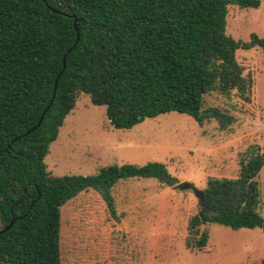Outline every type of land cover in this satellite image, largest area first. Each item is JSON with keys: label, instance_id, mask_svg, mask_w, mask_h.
I'll return each mask as SVG.
<instances>
[{"label": "trees", "instance_id": "obj_1", "mask_svg": "<svg viewBox=\"0 0 264 264\" xmlns=\"http://www.w3.org/2000/svg\"><path fill=\"white\" fill-rule=\"evenodd\" d=\"M231 5L257 9L261 0H0V231L17 219L0 235V264H62V207L81 192L98 191L116 215L120 181L180 183L157 162L57 176L46 159L82 94L106 107L116 129L172 112L226 129L233 117L206 108L207 96L250 101L254 82L236 53L264 52V37L243 42L227 33ZM245 156L236 177L208 179L205 204L189 219L190 249H205L213 223L264 232V150L253 145Z\"/></svg>", "mask_w": 264, "mask_h": 264}, {"label": "rangeland", "instance_id": "obj_2", "mask_svg": "<svg viewBox=\"0 0 264 264\" xmlns=\"http://www.w3.org/2000/svg\"><path fill=\"white\" fill-rule=\"evenodd\" d=\"M227 33L243 42L252 33L264 37V0L257 9L229 6ZM236 58L254 82L250 101L235 92L231 98L213 93L206 99V108L218 107L233 117L226 129L216 120L201 126L178 112L146 119L130 130L116 129L106 107L82 94L50 146L48 168L57 176H95L108 166L157 162L172 178L202 191L210 177H236L251 146L264 150V52L238 50ZM258 182L264 218V167ZM112 195L116 215L92 189L62 207V264H263L259 228L234 230L213 223L206 227L205 249L187 246L189 219L199 208L192 190L136 178L120 181Z\"/></svg>", "mask_w": 264, "mask_h": 264}, {"label": "water", "instance_id": "obj_3", "mask_svg": "<svg viewBox=\"0 0 264 264\" xmlns=\"http://www.w3.org/2000/svg\"><path fill=\"white\" fill-rule=\"evenodd\" d=\"M55 12H59V11L55 10ZM74 17H75L76 22H77L78 21L77 17L76 16H74ZM63 65H64V69H65L66 68V59H64ZM61 74L58 76V78L56 80L55 89H54V96H56L58 81H59V78H60ZM44 116H45V113L42 116V118H41L40 122L38 123V125L35 128H33L31 131H35L41 125V123H42V121L44 119ZM174 189H177V190H180V191L192 190L195 193V196L198 198V200L203 205L205 204V193H204V191L199 190L194 184H192V183H190L188 181H184V182L178 183L176 186H174ZM16 221H17L16 218L12 219L11 222L8 224V226H6L4 229H2L0 231V235H2L4 233H7L14 226Z\"/></svg>", "mask_w": 264, "mask_h": 264}]
</instances>
